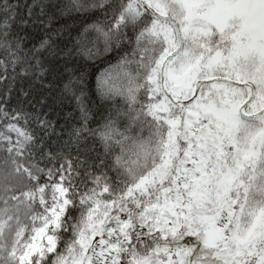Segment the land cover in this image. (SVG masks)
<instances>
[{
	"label": "snow or ice",
	"instance_id": "snow-or-ice-1",
	"mask_svg": "<svg viewBox=\"0 0 264 264\" xmlns=\"http://www.w3.org/2000/svg\"><path fill=\"white\" fill-rule=\"evenodd\" d=\"M0 264H264V0H0Z\"/></svg>",
	"mask_w": 264,
	"mask_h": 264
},
{
	"label": "trees",
	"instance_id": "trees-1",
	"mask_svg": "<svg viewBox=\"0 0 264 264\" xmlns=\"http://www.w3.org/2000/svg\"><path fill=\"white\" fill-rule=\"evenodd\" d=\"M77 15L78 14L73 13V16ZM69 23H72V21L69 20ZM109 63H115V58L111 56H100L94 59H88L87 57L79 59V64L83 66V69L87 73L90 95L95 94L97 75L107 68Z\"/></svg>",
	"mask_w": 264,
	"mask_h": 264
}]
</instances>
